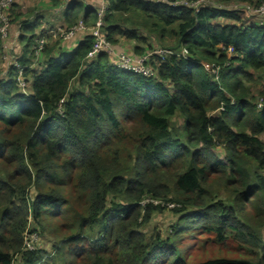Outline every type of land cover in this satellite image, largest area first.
I'll use <instances>...</instances> for the list:
<instances>
[{"label": "trees", "instance_id": "obj_1", "mask_svg": "<svg viewBox=\"0 0 264 264\" xmlns=\"http://www.w3.org/2000/svg\"><path fill=\"white\" fill-rule=\"evenodd\" d=\"M208 1L218 7L109 0L102 32L116 48L134 41L142 55L157 38L188 51L155 56L154 77L106 52L88 59L91 33L36 60L34 38L51 35L9 9L29 89L15 66L0 76V264H198L189 250L203 236L245 255L203 264H264V24L227 6L264 0ZM92 4L57 5L62 28L94 26ZM26 232L52 251L28 250Z\"/></svg>", "mask_w": 264, "mask_h": 264}, {"label": "built area", "instance_id": "obj_2", "mask_svg": "<svg viewBox=\"0 0 264 264\" xmlns=\"http://www.w3.org/2000/svg\"><path fill=\"white\" fill-rule=\"evenodd\" d=\"M17 0H0V36L1 41L4 43V48L7 49V41L4 42L3 40L6 39V36L10 33L11 30V18L9 14V9L14 5V3ZM93 7L97 12V22L94 26H88L86 25L83 20H80L78 24L73 26L70 29H58L61 34V36L66 40H75L77 35L81 32H88L91 33L95 37V42L93 45L92 50L88 54V59H94L96 56L101 52H106L112 61L113 64H115L117 67L134 72L137 74H141L145 77H154L156 75V71L153 67V59L155 56H167V55H177V56H186L188 54V51L185 48H182L179 51H173V50H166L162 48L154 47L151 50H147L142 55H136L133 53H127L124 50H119L116 48V46L112 45L106 38V36L102 32V26H103V18L109 11L110 2L109 0H94ZM147 1H154V2H169L171 4H183L190 7H195L201 3H209L214 5L215 7H218V4H215L212 1L208 0H198L195 3H190L186 0H147ZM225 6V5H223ZM229 8L241 10L243 14H245L247 17H255L259 18V21L264 24V4L255 6L250 4H238V3H232L230 5H227ZM57 30V31H58ZM55 32L54 30L51 31V33ZM48 44V37L47 36H37L34 38V55L36 57V60L39 59L42 52L45 50L46 46ZM230 53L233 52L232 49L229 51ZM205 69L212 74L216 75V77L219 76L220 68L215 64H209L204 62L203 63ZM20 73L19 76V82L20 87L23 90H27V85L25 81L22 78L23 68L21 65L17 62V59L14 63V65ZM259 107L263 106V100H259ZM37 234V233H36ZM36 238V235L33 236L31 239H25V246L28 250H34L36 247L34 246L33 242Z\"/></svg>", "mask_w": 264, "mask_h": 264}, {"label": "rangeland", "instance_id": "obj_3", "mask_svg": "<svg viewBox=\"0 0 264 264\" xmlns=\"http://www.w3.org/2000/svg\"><path fill=\"white\" fill-rule=\"evenodd\" d=\"M61 1L64 2L66 0H61ZM38 3H39L38 0H17L13 5V10L15 13L19 12V10H24V11H20V12L28 13L29 12L28 10H31V9H34L35 7H38L39 6ZM89 3L92 4V2H89ZM49 14H51V15L49 16ZM49 14L47 16V18L49 20H51L52 18H54L56 16L58 17L57 20L55 21V23H53L54 21L51 20V23H49L48 26L44 27V28H46V30H48L47 33L51 35V37L48 39L49 44H54L55 42H57L59 40H61V44L63 41L65 44L73 41V40L66 41L61 36V34H60L61 31L58 30V29L62 28L59 24V22L61 20L63 22L62 7L60 8V10L59 9L57 11L53 10ZM12 21L10 22L11 23V31L6 36V39L3 40L4 42L7 41V46H8L7 49H5L3 47L4 46L3 42H2V44H0L1 49H2V51H0V76L7 74V70L14 65L16 59H18L19 56L23 52V43L24 42H22L20 39L21 30L19 28L18 21H17V23H14V16H13ZM50 24H53V26H51ZM51 28H53V29H51ZM62 29H64V28H62ZM52 30H54L55 32L51 33ZM155 37L156 36H154V38ZM0 38H1V36H0ZM156 39L152 38L149 41L153 45V47L155 46L157 48H162L159 41H157ZM173 41L174 40L172 38H166L165 39V42L168 44L172 43ZM133 42L124 40L123 43H124V45H131V44H133ZM28 89H29V87H27V90ZM256 91H257V89L255 88L254 89L255 96H256ZM257 102H259L258 99H257ZM176 123H181V120H176ZM262 138L264 139V135L262 136ZM169 219H170V217L168 214L158 215L156 217L155 222L159 225V227L164 228L163 224L167 223L169 221ZM29 228H30V230L33 228L32 223L28 226V229ZM149 231H150V229L148 230V232ZM35 235H36V238L33 242L34 246L37 248H45L48 252H51L52 251V244L49 242V240L52 241L51 239L44 237L39 232H37V234L26 232L27 239H31ZM196 242H199V244L195 245L194 248L189 250L190 253H189L188 260L190 263L203 264L207 261L221 259V258L245 257V255L240 250H238V248L235 247L233 244H231V245L218 244L217 242H215L212 239V237H209V236L199 237ZM189 248H190V246L188 247V249ZM16 264H18V263H16Z\"/></svg>", "mask_w": 264, "mask_h": 264}, {"label": "crops", "instance_id": "obj_4", "mask_svg": "<svg viewBox=\"0 0 264 264\" xmlns=\"http://www.w3.org/2000/svg\"><path fill=\"white\" fill-rule=\"evenodd\" d=\"M38 1H39V3H38L39 6L35 7L34 9L28 10L29 11L28 13L20 12V11H24V10H19V12H16L15 15H18L17 20L18 21H24V20L28 19V20H30V22L34 23L35 21H37V19H39V21L41 22V26L42 27H46V26H48L49 23H51V20L54 21L53 23H55V21L58 18L56 16V17L52 18L51 20H49L47 18L48 14L50 12H52L53 10L54 11L55 10L57 11L58 9L60 10V8H56L57 5H59V4L62 5V3L66 4V3H68L71 0H66L64 2H62L61 0H38ZM83 1L86 2L89 5H90L89 2H92V0L91 1L90 0H83ZM55 3H57V4H55ZM50 15L51 14H49V16ZM218 21L221 22V23H226L229 20L223 19V18H219ZM251 21L258 22L259 18L252 17ZM59 24H60L61 27L64 26V23L62 22V20L59 22ZM50 25L53 26V24H50ZM51 29H53V28H51ZM86 33H88V32H81V33H79L77 35V37H76V39L74 41L68 42L66 44L63 43L64 47L67 48V50H72L78 44L79 40H81L84 37V35ZM123 42H124V39H121L120 40V44L118 45L119 49L124 50L127 53H135L134 52L135 42L131 41V42H133V44H131V45H124ZM24 47H25V43H23V51H24ZM54 55L57 56L58 52L55 51Z\"/></svg>", "mask_w": 264, "mask_h": 264}]
</instances>
